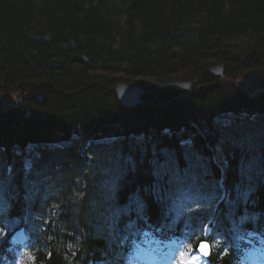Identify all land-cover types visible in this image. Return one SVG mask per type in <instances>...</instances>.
<instances>
[{
    "label": "trees",
    "instance_id": "16d2710c",
    "mask_svg": "<svg viewBox=\"0 0 264 264\" xmlns=\"http://www.w3.org/2000/svg\"><path fill=\"white\" fill-rule=\"evenodd\" d=\"M216 67L223 68L229 82L211 87L216 81L208 73ZM243 74L258 76L257 86L264 87V0H0V85L21 98L17 106L5 110L0 129L5 166L11 164L3 143L23 148L37 138L39 145L44 138L60 141L73 134L89 141L119 137L107 146H87L95 148L90 155L95 177L88 179L92 190L85 189L83 200L69 194L76 204L72 207L69 195L61 200L57 188L82 187L77 182L88 174L89 166L72 162L71 153L63 149L46 150L41 160L29 156V174L38 188L32 189L33 194L55 201L39 229L21 220L39 213L32 193L25 202L16 199L15 205L3 198L16 184V178L4 173L1 231L23 227L29 232L32 264H123L121 259L132 243L120 247L108 222L98 226L90 218L109 215L96 207L98 194L110 199L98 180L116 183L112 191L123 188L122 201L127 202L128 193L143 183L147 167L148 158L141 157L138 148L132 155L136 170L118 174L121 152L134 150L136 138H144L149 157L153 147L167 148L176 153L181 166L183 148L178 139L190 140L194 150L206 157V138L226 162L221 172L208 161L214 178L222 179L226 188L238 181L242 162L253 163L255 190L249 219L230 237L234 247L229 255L213 261L234 264V251L246 246L248 235L255 245L264 241V91L251 99L235 85ZM168 81L189 82L193 91L166 106L135 109L120 107L109 93L119 83ZM221 112L255 118L221 127L211 121L212 114ZM192 122L198 129L192 128ZM242 142L244 146L237 149ZM117 156L115 162L108 160ZM60 168L62 173L57 172ZM47 184L54 190L44 194Z\"/></svg>",
    "mask_w": 264,
    "mask_h": 264
},
{
    "label": "snow or ice",
    "instance_id": "6c2138e0",
    "mask_svg": "<svg viewBox=\"0 0 264 264\" xmlns=\"http://www.w3.org/2000/svg\"><path fill=\"white\" fill-rule=\"evenodd\" d=\"M136 144L146 155L144 138H136ZM181 146L183 166L174 151L152 148L144 181L127 196V202H122L121 189H114L108 227L121 247L135 244L138 235L154 232L162 247H168L165 241L185 246L179 251L181 264H213L217 256L229 255V248L234 247L230 237L249 219L255 190L253 163H241L239 179L228 189L222 179L214 178L207 158L194 150L190 140ZM212 162L223 172L226 162L220 157H213ZM136 168L135 157L122 156L117 171L124 176Z\"/></svg>",
    "mask_w": 264,
    "mask_h": 264
},
{
    "label": "bare ground",
    "instance_id": "6f19581e",
    "mask_svg": "<svg viewBox=\"0 0 264 264\" xmlns=\"http://www.w3.org/2000/svg\"><path fill=\"white\" fill-rule=\"evenodd\" d=\"M210 75V73H208ZM222 79H224V75L222 74ZM219 80V79H218ZM226 81V80H225ZM228 82V81H226ZM218 84H221V83H215L213 84L211 87H215L217 86ZM0 92L1 93H4L2 92L1 90V87H0ZM2 98H5V96H2ZM228 115V113H216V114H212V118H211V121L217 125V126H221L222 127V124L223 122L225 121V118L226 116ZM252 118H254V115L251 116ZM189 118H193V117H189ZM198 118V117H197ZM196 122V121H195ZM243 123L247 122V120H242ZM190 124H193L192 128L194 129H198V126L195 125L194 122L190 123ZM50 133V131H48ZM132 131L128 132V133H131ZM244 134V132H242V135ZM203 137V136H202ZM110 138L111 139H114V138H119L117 135H110ZM40 138H37L36 140H33V143H37L39 141ZM89 138H76L74 141L72 139H67V138H64V139H61L60 142L62 144V147H63V151L67 153V155L69 153L70 157L69 159L74 162V163H78V165H84V163L86 165L89 166L90 168V171H88V174L85 175L83 177V179H79V181L77 182V184L80 183V185L82 187H79V189L76 188H72V187H68V186H62V188L58 189V192H59V198L62 200L64 195H71L72 197H74L75 199H84L85 198V189L90 192L92 190V188H88V179L91 180L92 177H95L94 175V170H95V162H94V159L90 156L92 155V151L94 152L95 151V148H90V147H87L88 144H89ZM206 139V138H205ZM204 139V144L208 145V149L209 151H207L206 153V157L208 159V161L213 165V166H216V164L214 162H212V159L213 157H219L218 154L216 152H214V149H211L210 148V145H212L211 143L213 141L209 140V141H206ZM180 142L179 144L181 145V142L182 141H186V140H180L178 139ZM235 141L237 140V138L234 139ZM95 145L97 146L98 145V141L97 139H95L94 141ZM42 145L39 146V148H36L34 150H31L29 152L28 155L26 154H23L24 151H21V147L20 146H17L15 144H4L3 143V147L8 149V159H9V164L11 165H8L7 167L5 166L6 163H5V160H4V157L3 155L1 154L0 152V190L2 191L3 190V178H5V174H8L14 178H16V184L14 186V188H12L11 192L10 193H7L5 192L6 194L3 196V198H5L6 200L8 199V202L11 204V205H15L14 203L18 202V200H20L21 202H25L27 199H28V196H29V193L31 195V197H34V202L36 203L37 205V211L39 213L35 214L34 217L35 220H34V217L31 216V217H22L21 220L25 221L27 219V225L30 226V224H34L35 225V229H39L41 228L42 226L40 225V222L43 221V219L47 216L48 213H50L53 209H54V206H55V201L53 200V198L49 197V200H44V199H41L39 198L38 196H36L34 193V191H32V189L34 190H37L38 188L35 186V184L33 185L32 182H34V180H32V178L30 177V174H29V167L27 168L24 161H23V157H32L34 160H41L42 157L44 156L45 151L46 150H49L50 147L47 148V146H51L52 145V142H49V140H47L46 138L43 139V143H40ZM53 144H56V142H53ZM31 145V144H30ZM134 150H131V149H126L125 148V151L121 152V156H132L133 154L136 155L138 153V147L136 145H134ZM238 146V145H237ZM244 146V143L242 142L240 146L237 147V149H241V147ZM20 147V148H18ZM60 150V149H59ZM51 153V152H50ZM56 152H52L51 155H55ZM141 155V157H143L144 159H147V158H150L148 155H142L141 152L139 153ZM236 158H239V156H241V152L240 153H236ZM239 155V156H238ZM118 157L120 156H117V157H112V158H109L108 160L110 162H115V159H117ZM5 166V170L4 172L2 171V168ZM70 167V166H69ZM72 168H76L75 165H73ZM57 172L59 173H62V168H60L59 170H57ZM5 173V174H4ZM28 176V177H27ZM107 178H109V173L106 175ZM75 178V177H74ZM102 178V177H101ZM76 180V179H75ZM29 181V182H27ZM98 182L100 183V187H102V190H105L107 188V191L110 195V199L108 198H105V197H102L100 198L101 194H98L97 195V198H98V201L96 202V207L100 210H104V212L106 213V216L107 214H109L107 216V218L111 215V210H106V208H108L111 203H112V196H113V192L114 190L112 191L111 188L113 187H116V183H111V184H105L102 179L101 180H98ZM76 184V183H75ZM111 187V188H110ZM119 187V186H117ZM43 188H44V194H46V190L49 192V193H52L53 192V187L51 188V185L50 184H47V185H43ZM82 188V190H81ZM104 188V189H103ZM109 189V190H108ZM121 189V192H122V189L123 188H120ZM128 190V189H126ZM121 192H120V195H121ZM129 195L131 194L128 193ZM69 195L70 197V202H68L69 206L72 207V206H76L75 202H73V199L71 198V196ZM122 198V197H121ZM18 199V200H16ZM4 199H0V203L3 202ZM58 201V200H57ZM122 202H125V201H122ZM101 205H103L102 207H100ZM74 209V208H73ZM30 210V209H29ZM27 211L24 212V214H26ZM90 218H91V221L94 225H98V226H103L105 224H107L108 222V219L105 218L104 214H100L98 213V215H94V214H91L90 215ZM41 220V221H40ZM85 222L88 221V218L87 219H84Z\"/></svg>",
    "mask_w": 264,
    "mask_h": 264
},
{
    "label": "water",
    "instance_id": "95a60500",
    "mask_svg": "<svg viewBox=\"0 0 264 264\" xmlns=\"http://www.w3.org/2000/svg\"><path fill=\"white\" fill-rule=\"evenodd\" d=\"M209 73L217 79V83L225 81L222 79L223 68H214ZM243 77L252 79L247 74H244ZM240 87L244 88L242 84ZM191 90L192 86L188 82H164L153 85L118 84L112 87L109 93L114 95L121 107L132 108L143 104L168 105L176 98L189 94ZM198 90H202V88H198ZM2 117L3 110L0 107V125Z\"/></svg>",
    "mask_w": 264,
    "mask_h": 264
},
{
    "label": "rangeland",
    "instance_id": "374dc122",
    "mask_svg": "<svg viewBox=\"0 0 264 264\" xmlns=\"http://www.w3.org/2000/svg\"><path fill=\"white\" fill-rule=\"evenodd\" d=\"M247 75H249V74H247ZM252 75V74H251ZM252 76H254L255 77V75H252ZM259 78V77H258ZM241 80V79H240ZM253 83V82H252ZM246 85H248V83H245ZM251 91H253V94H256V92L258 91V92H263L264 91V87L263 88H260L259 86L258 87H256V89H252ZM19 95H20V93H18V94H11V96H10V101L11 102H18L20 99H19ZM249 96V95H248ZM250 97V96H249ZM5 102V101H4ZM55 157V156H54ZM56 158V157H55ZM48 163V162H47ZM46 164V163H45ZM7 189V188H6ZM20 241V238L18 239V242ZM175 250V252L176 253H173L172 255L170 254V253H166V254H164L163 255V257H162V259H161V261H159L158 263H160V264H166L167 263V261H170L169 262V264L170 263H173L175 260H176V263L177 264H181V262H180V258H179V251H178V249H177V247L174 249ZM180 250V249H179ZM245 264H252V256L251 257H249L248 256V259L245 261Z\"/></svg>",
    "mask_w": 264,
    "mask_h": 264
}]
</instances>
